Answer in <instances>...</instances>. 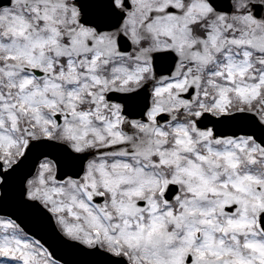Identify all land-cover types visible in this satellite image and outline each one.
<instances>
[{"label":"snow or ice","instance_id":"6c2138e0","mask_svg":"<svg viewBox=\"0 0 264 264\" xmlns=\"http://www.w3.org/2000/svg\"><path fill=\"white\" fill-rule=\"evenodd\" d=\"M0 264H264V0H0Z\"/></svg>","mask_w":264,"mask_h":264}]
</instances>
